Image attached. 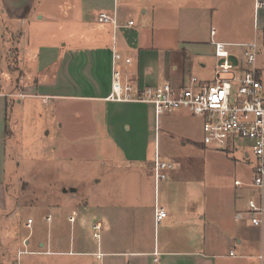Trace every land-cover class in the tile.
Listing matches in <instances>:
<instances>
[{"label": "rangeland", "instance_id": "obj_1", "mask_svg": "<svg viewBox=\"0 0 264 264\" xmlns=\"http://www.w3.org/2000/svg\"><path fill=\"white\" fill-rule=\"evenodd\" d=\"M35 24L23 27L31 68L36 46L56 36L55 30L37 29ZM16 41V37L1 38L0 33V93L10 94L0 264H53L59 256H71L68 241L74 236L73 226L80 230L87 250L101 241L112 250L140 249V238L148 243L154 236L148 214L154 194L175 218L173 225L168 224L171 218L158 224L156 234L159 230L161 236L168 228L171 237L184 238L189 249H197L208 235L205 226L197 227L199 215L207 218L208 228V215L220 209L221 201L232 195H241L244 203L256 198L233 185L234 180L246 184L252 179L253 159L243 158L249 153L246 143L238 140L227 150L204 145L201 120L185 111L161 115L156 128L149 116L145 162H133L122 153L120 136L107 132L91 103L24 98L15 62ZM213 62L208 59L206 66ZM199 71L194 67L191 76L209 75ZM40 76L43 79L45 74ZM155 147L160 158L172 165L157 190L150 171ZM97 222L101 225L96 230Z\"/></svg>", "mask_w": 264, "mask_h": 264}, {"label": "crops", "instance_id": "obj_2", "mask_svg": "<svg viewBox=\"0 0 264 264\" xmlns=\"http://www.w3.org/2000/svg\"><path fill=\"white\" fill-rule=\"evenodd\" d=\"M100 14L114 17L116 27L104 23ZM34 21L37 29L44 26L55 30L56 36L52 42L36 46L31 68L27 60L30 43L23 41V27ZM0 33L1 38H17L15 62L21 87H25L24 98L91 103L92 110L102 115L107 132L120 136V146L126 152L122 153L133 162H145L147 121L149 116L154 118L148 105L109 100L113 45L121 56L114 66L134 89L164 82L179 88L191 77L194 67L198 73L209 74L198 76L200 81L213 80L214 42L255 41L256 68L264 89V0H0ZM125 59L130 63L126 65ZM208 59L214 61L209 67ZM9 95L0 93V211L7 205L4 183ZM16 102L22 105L23 101ZM245 154L243 158L249 161ZM251 174L253 178V166ZM251 182L233 185L243 187L258 200L260 194ZM242 198L232 195L221 201L220 209L208 215V228L207 218L198 216L197 227L205 226L208 235L197 249H189L184 238L171 237L168 228L163 235L159 230L156 234L158 224L171 218L168 224L173 225L175 218L169 208L158 204L154 194L152 212H148L153 224L155 202L167 215L154 225V236L148 243L147 238H140V249L112 250L101 241L87 250L80 230L73 226L71 233L76 238L68 241V254L72 255L59 256L53 264H264V221L262 228L251 224ZM72 221L75 223L74 218Z\"/></svg>", "mask_w": 264, "mask_h": 264}, {"label": "built area", "instance_id": "obj_3", "mask_svg": "<svg viewBox=\"0 0 264 264\" xmlns=\"http://www.w3.org/2000/svg\"><path fill=\"white\" fill-rule=\"evenodd\" d=\"M104 23L116 27L114 17L100 14ZM132 22H128L131 26ZM214 34V31H211ZM214 78L211 82L200 81L191 76L179 88L164 82L155 87L134 89L122 80L114 62L121 60L113 45V66L109 100L117 103L145 104L152 108L155 128L161 115L185 111L201 120L202 143L227 150L238 140L246 143L253 159L251 187L257 189L258 200L247 202L248 216L253 226L262 228L264 221V89L256 68L258 47L255 41L247 43L214 42ZM124 63H130L125 59ZM172 165L160 158L155 147L152 160V179L157 189L167 179ZM235 186H241L239 181ZM164 209L155 202L154 225L166 217ZM31 223V222H29ZM29 226V225H28ZM96 223L94 228L99 229ZM233 256V253L230 252Z\"/></svg>", "mask_w": 264, "mask_h": 264}, {"label": "water", "instance_id": "obj_4", "mask_svg": "<svg viewBox=\"0 0 264 264\" xmlns=\"http://www.w3.org/2000/svg\"><path fill=\"white\" fill-rule=\"evenodd\" d=\"M74 190L73 189H71V192H73Z\"/></svg>", "mask_w": 264, "mask_h": 264}]
</instances>
